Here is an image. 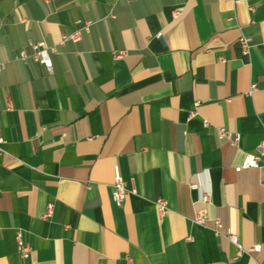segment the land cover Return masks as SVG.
<instances>
[{"label": "crops", "instance_id": "0c3cea01", "mask_svg": "<svg viewBox=\"0 0 264 264\" xmlns=\"http://www.w3.org/2000/svg\"><path fill=\"white\" fill-rule=\"evenodd\" d=\"M87 21L51 71L15 61ZM0 65V264H264V156L236 171L264 140V0H0Z\"/></svg>", "mask_w": 264, "mask_h": 264}, {"label": "built area", "instance_id": "2783aa9c", "mask_svg": "<svg viewBox=\"0 0 264 264\" xmlns=\"http://www.w3.org/2000/svg\"><path fill=\"white\" fill-rule=\"evenodd\" d=\"M253 10V9H252ZM183 9L177 8L174 11H172V18L178 19L182 14ZM94 23L91 21H87L84 23L83 27L80 28L78 31H75L74 33L61 37L59 43L57 45H47L45 42H29L27 47L29 50H31V53L28 54L26 50H22L18 55L15 57V61L18 62H33L36 64H39L43 66L46 70L51 71L52 69V61H51V55H54L57 53V47H63L67 42H76L79 40L82 32H87L90 27ZM157 37L160 39L162 37L161 34H158ZM238 44L240 47V50L242 52V55L247 56L251 49V38L246 35H241ZM127 55L126 51H115L113 52V57L115 60H121L125 58ZM4 67L3 65H0V73L3 71ZM256 90V85L253 83L250 85V90L248 92L249 95H251ZM197 105V104H196ZM195 105V106H196ZM195 114L191 113L190 117H193ZM205 126H207V123H204ZM217 136L220 140H228L232 145H235L239 142L240 137L238 134H232L223 128L217 129ZM3 143L2 137H0V145ZM264 156V140L261 141V143L256 148L255 152L253 154H247L244 157V160L242 164L236 168L237 172H240L242 170H249V169H258L259 164L261 161V158ZM264 186V182H263ZM193 190H199L198 185H192L191 187ZM136 192L134 190L129 191L126 189L117 167L114 169V183L112 185V191H111V200L113 204L117 207H121L128 195H135ZM200 200L203 203H206L209 201V193L207 191H201L200 192ZM155 206L157 209V212L160 216L165 215L168 212L167 204L164 200L158 199L155 202ZM53 203H48L46 206V211L44 214L45 218H50L53 214ZM206 212L205 211H198L195 214V217L193 219V222L198 225H203L206 220ZM214 236L221 237L229 241L232 245H234L237 248L236 258H239L243 255L250 256L252 253H258L261 250L260 245H256L250 249H243L242 246L239 243L238 236L233 234L229 229H226L222 222L218 219L213 220V226L211 228ZM16 242L19 249V252L23 258H27L29 256L30 250L28 246L23 242L22 234L20 231L16 233Z\"/></svg>", "mask_w": 264, "mask_h": 264}]
</instances>
